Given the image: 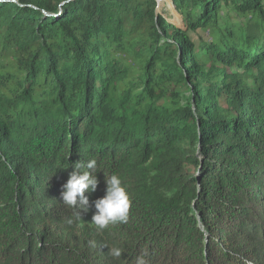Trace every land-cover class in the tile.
I'll return each mask as SVG.
<instances>
[{
  "label": "trees",
  "instance_id": "16d2710c",
  "mask_svg": "<svg viewBox=\"0 0 264 264\" xmlns=\"http://www.w3.org/2000/svg\"><path fill=\"white\" fill-rule=\"evenodd\" d=\"M171 1L0 0V264H264V0ZM93 158L99 232L60 199Z\"/></svg>",
  "mask_w": 264,
  "mask_h": 264
},
{
  "label": "clouds",
  "instance_id": "9594fccd",
  "mask_svg": "<svg viewBox=\"0 0 264 264\" xmlns=\"http://www.w3.org/2000/svg\"><path fill=\"white\" fill-rule=\"evenodd\" d=\"M73 167L75 170L69 174V179L62 186L60 199L63 204L74 210L75 220H82V212H88L94 205L96 211L92 216L91 225H94L98 232L107 229L109 225L127 223L132 208V199L121 176L116 173L108 175L104 172L107 185L106 194L90 204L85 193L91 194L97 191L99 180L96 174L101 165L98 164L97 159L93 158L86 162H77ZM67 223L72 225L74 220L68 219ZM88 245L91 248L97 247L94 240H90ZM123 253L124 249L121 247H109L108 255L114 259L121 258ZM146 256L147 252L142 251L139 256L135 257L133 264H147Z\"/></svg>",
  "mask_w": 264,
  "mask_h": 264
},
{
  "label": "rangeland",
  "instance_id": "374dc122",
  "mask_svg": "<svg viewBox=\"0 0 264 264\" xmlns=\"http://www.w3.org/2000/svg\"><path fill=\"white\" fill-rule=\"evenodd\" d=\"M158 2L160 4L159 12H162L163 9H165V11L169 10L171 13H168V18L172 23L180 26L185 25L183 17L178 13L176 7L174 6L171 0H160Z\"/></svg>",
  "mask_w": 264,
  "mask_h": 264
},
{
  "label": "water",
  "instance_id": "95a60500",
  "mask_svg": "<svg viewBox=\"0 0 264 264\" xmlns=\"http://www.w3.org/2000/svg\"><path fill=\"white\" fill-rule=\"evenodd\" d=\"M6 1L11 2V3H17L18 2V0H6ZM157 1H160V0H157Z\"/></svg>",
  "mask_w": 264,
  "mask_h": 264
}]
</instances>
